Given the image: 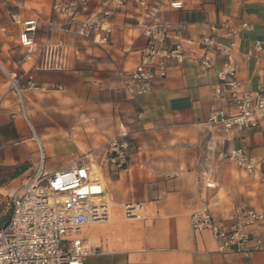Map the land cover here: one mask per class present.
Wrapping results in <instances>:
<instances>
[{
    "label": "crops",
    "instance_id": "obj_1",
    "mask_svg": "<svg viewBox=\"0 0 264 264\" xmlns=\"http://www.w3.org/2000/svg\"><path fill=\"white\" fill-rule=\"evenodd\" d=\"M124 1L127 5L112 19L109 44L96 46L61 32L48 37L52 0H0V29H7L0 36V65L6 71L23 73L32 66L24 60L26 51L19 46V29L10 25V13L40 19L39 45L50 39L69 46L64 69L34 74L46 91L23 93L27 117L19 114L15 95L5 94L8 83L0 71V168L16 171L10 183L17 186L35 174L41 149L49 174L68 169L82 156V163L102 166L107 143L124 125L131 133L127 169L117 176L103 170L114 228L109 239L103 228L110 223L92 231L100 251L85 264H264L263 252L220 253L211 232L194 231L191 222L193 213L213 202L220 203L213 216L224 224L238 209H264L259 177L227 158L245 136L251 156L261 161L264 128L229 136L208 125L212 107L235 113L227 101L214 98L220 58L207 73L189 61H170L166 78L156 77L150 93L131 97L127 79L117 73L139 66L147 42L133 0ZM184 1L183 10L164 12L172 26L162 47L170 48L177 36L188 55L201 57V39L213 36L211 27L218 28L215 39L221 44L227 29H237L234 57L242 89L264 88V56L259 63L247 57L254 42L264 44V0ZM100 3L92 0L90 12ZM244 23L248 29L241 28ZM26 81L23 77L21 85ZM206 173L211 188H206ZM128 203L143 206V220L124 219Z\"/></svg>",
    "mask_w": 264,
    "mask_h": 264
},
{
    "label": "built area",
    "instance_id": "obj_2",
    "mask_svg": "<svg viewBox=\"0 0 264 264\" xmlns=\"http://www.w3.org/2000/svg\"><path fill=\"white\" fill-rule=\"evenodd\" d=\"M91 2L52 0L48 37L61 32L96 46L108 45L114 29L112 19L127 2L101 0L99 7L90 12ZM133 5L141 20L142 37L147 44L142 49L138 67L117 73L120 78L127 79L126 92L131 97L150 93L156 77L166 78L170 61L178 64L189 61L207 73L220 58L222 68L217 73L220 85L214 91V98L216 101H227L235 113L227 115L225 110L212 107L208 125L221 128L229 136L232 132L244 133L264 128V88L246 91L238 80L239 65L234 53L239 30L227 29L223 35L226 43L221 44L215 39L218 28L211 27L213 36L201 39L202 56L194 57L186 53L183 41L177 36L170 48L162 47L172 26L163 18L164 12L183 10L184 0H133ZM8 17L10 25L20 31L19 46L26 51L24 60L32 66L29 71L20 73L8 72L0 65V71L8 83L5 94L15 95L19 114L27 117L23 93L46 91L37 84L34 74L64 69L69 46L62 41L52 43L50 39L39 45L40 19L25 20L13 13ZM241 28L248 29L249 25L244 23ZM6 30L1 28L0 36ZM263 56L264 44L254 42L247 57L255 58L259 63ZM23 77L27 78L25 86L21 85ZM246 142L247 137L243 136L242 146L233 150L227 158L242 172L258 176L264 188V158L256 162ZM130 149L131 133L120 125L117 135L107 143L102 166L78 162L51 174L45 172V154L41 149L35 174L7 192L11 215L0 228V264H85L87 258L98 254L100 247L92 231L110 223L111 213L103 170L109 169L114 176L124 172ZM204 178L206 188H211L210 173H206ZM219 206V202H213L193 213V230L211 232L218 242L220 253H264V235L259 233L264 231V209H238L230 223L224 224L213 216V210ZM123 216L126 221H141L143 206L128 203L123 206ZM251 243L253 246L248 249Z\"/></svg>",
    "mask_w": 264,
    "mask_h": 264
},
{
    "label": "rangeland",
    "instance_id": "obj_3",
    "mask_svg": "<svg viewBox=\"0 0 264 264\" xmlns=\"http://www.w3.org/2000/svg\"><path fill=\"white\" fill-rule=\"evenodd\" d=\"M86 156H82L80 161H83ZM236 170V168H235ZM238 171V170H237ZM16 171L11 169L0 168V228L7 222L11 215V206L9 204L7 192L16 186L11 184V180L15 178ZM238 175V174H237ZM116 223V222H115ZM114 228V223H110L107 227L103 228L106 232V238L109 239L111 230ZM98 244V240H95Z\"/></svg>",
    "mask_w": 264,
    "mask_h": 264
},
{
    "label": "bare ground",
    "instance_id": "obj_4",
    "mask_svg": "<svg viewBox=\"0 0 264 264\" xmlns=\"http://www.w3.org/2000/svg\"><path fill=\"white\" fill-rule=\"evenodd\" d=\"M96 172L99 174V171H98V169H97V171H96ZM110 220H111V213H110ZM110 220H109V221H110Z\"/></svg>",
    "mask_w": 264,
    "mask_h": 264
}]
</instances>
